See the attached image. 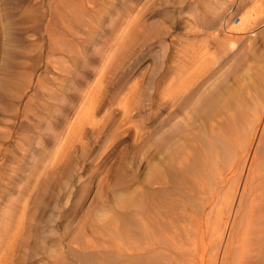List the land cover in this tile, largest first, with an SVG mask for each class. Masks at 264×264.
<instances>
[{"label": "rangeland", "instance_id": "rangeland-1", "mask_svg": "<svg viewBox=\"0 0 264 264\" xmlns=\"http://www.w3.org/2000/svg\"><path fill=\"white\" fill-rule=\"evenodd\" d=\"M87 1L0 0V264H264V0ZM258 96L255 179L210 210L203 140Z\"/></svg>", "mask_w": 264, "mask_h": 264}, {"label": "bare ground", "instance_id": "bare-ground-1", "mask_svg": "<svg viewBox=\"0 0 264 264\" xmlns=\"http://www.w3.org/2000/svg\"><path fill=\"white\" fill-rule=\"evenodd\" d=\"M18 1H26V0H18ZM66 1H71V0H63V2L67 5V3L68 2H66ZM72 1H76V0H72ZM87 0H85V5H86V3H88V1L86 2ZM58 2H59V0H58ZM63 2H59V3H63ZM78 3V2H77ZM69 4V3H68ZM81 4H84L83 2L81 3ZM90 4H92V3H90ZM76 5V4H75ZM73 6V5H69V6H67V7H65V10H63L64 11V13L66 14V12H69L70 13V15L69 16H72V14H76V13H74V9H72L71 7H74L75 9H78L77 8V6ZM77 5H79L78 7H81L82 8V5L80 6V4H77ZM40 6V5H39ZM36 7V6H35ZM58 7V6H57ZM87 7V6H86ZM43 8V7H42ZM60 8H61V6H60ZM64 8V7H63ZM63 8H61V9H63ZM60 9H58V11H59ZM79 10H81V9H79ZM83 10V9H82ZM88 10V9H87ZM57 12V11H56ZM61 12V11H60ZM79 12V11H78ZM83 12V11H82ZM63 13V14H64ZM79 13H81V11L79 12ZM64 14V16H66ZM78 14V13H77ZM58 15V14H57ZM68 15V14H67ZM86 15V14H85ZM63 16V15H62ZM63 16V17H64ZM74 16V15H73ZM80 15H78V18L80 19ZM74 17H72V19H73ZM76 19V18H75ZM74 19V20H75ZM71 20V19H70ZM60 21H61V19H60ZM68 21V20H67ZM82 21H86L85 19H83ZM50 22V21H49ZM62 22V21H61ZM83 23V22H82ZM84 24V23H83ZM59 25V24H58ZM80 24H78V26H79ZM70 25H68V29L70 28L69 27ZM49 27V26H48ZM74 27V26H73ZM47 29V28H46ZM68 29H66L67 31H70V30H68ZM71 29V28H70ZM75 29H77L76 27H75ZM48 30V29H47ZM50 30V29H49ZM72 30L74 31V29L72 28ZM71 30V31H72ZM56 31V30H55ZM72 31V32H73ZM49 33V32H48ZM50 33H53V32H50ZM60 34V33H59ZM58 33H57V36L56 35H54L55 37H58V39L57 40H59L58 41V43H60L61 42V39L59 38V37H61V35L60 36H58L59 35ZM47 35V34H46ZM64 35V34H63ZM62 35V36H63ZM44 36V35H43ZM48 37V38H47ZM53 34L49 37V36H46V39L48 40H53ZM54 37V38H55ZM66 37V36H65ZM61 38H63V37H61ZM238 38V37H237ZM234 39H236V38H234ZM234 39H232V40H234ZM43 40H45V38L43 39ZM55 40H56V38H55ZM57 40L55 41V42H57ZM62 40H64V39H62ZM49 41V42H50ZM48 42V41H47ZM48 42V43H49ZM53 42V43H52ZM51 43H52V45H53V48L52 47H50V45H51V43H50V45L48 44V46H47V48L45 49V50H48V52L47 53H45L44 51V53L42 52V54H43V56H45V58L47 59V61L46 62H51V63H53V65H54V63H55V65H58V64H60L63 60H61V57H56L57 55H55V51L54 50H52V49H54V46L55 45H57V46H59V44H55L54 43V40L52 41ZM63 42V41H62ZM42 45V44H41ZM43 45H45L44 43H43ZM57 46H55L56 48H57ZM41 46H39V48H40ZM46 47V46H45ZM43 48V47H42ZM40 50H44V48L43 49H40ZM54 51V52H53ZM40 56V55H39ZM63 59V58H62ZM45 62V64H47ZM64 64V63H63ZM58 66H60V65H58ZM62 66V65H61ZM59 68V67H58ZM261 69V68H260ZM262 70H263V68H262ZM260 75H264V74H260ZM31 79V78H30ZM30 79H29V82H30ZM40 80V79H39ZM40 81H42V79L40 80ZM8 82V81H7ZM35 82H37L36 80H35ZM40 83V82H39ZM259 84V83H258ZM7 85V84H6ZM10 85H12L11 84V82H10ZM8 86H9V84H8ZM14 86V85H13ZM36 87V89L38 88V86H35ZM44 87H46V86H44ZM6 88V87H5ZM42 88V87H41ZM10 89V88H9ZM45 89H47V88H45ZM261 89V88H260ZM4 90V89H3ZM11 90H13V89H11ZM6 91H8L7 89H6ZM24 91H25V89H24ZM24 91H22V93L24 92ZM41 91V90H40ZM259 91V90H258ZM35 92V91H34ZM38 92V91H37ZM9 93V92H8ZM7 93V94H8ZM4 94V93H3ZM20 94V93H19ZM24 94V93H23ZM240 94V93H239ZM33 95V94H32ZM92 95H95V94H92ZM219 95V94H218ZM260 95V94H259ZM264 94H262V96H263ZM0 96H4V95H0ZM23 95H21V97H22ZM228 96V95H227ZM255 96V95H254ZM27 97V96H26ZM219 97H220V95H219ZM218 96H217V98H219ZM261 96H258L257 97V99L254 101H252V104L251 103H242V102H240V103H238V104H236V108L235 109H233V114L230 116V118H231V122L226 126V128H224V132L222 133V134H219L218 132L217 133H213L212 132V134H211V131H210V137H205V139L203 140V145L205 144V149H206V154H204V156H205V158L204 157H202V158H204L205 160L208 158L209 160H207L208 162L207 163H205L206 161L205 160H203V159H201V161H204V166L202 167L203 169H200L201 170V172L199 171V168H197L198 169V171L200 172V173H202V179H203V181H205V182H203V184L204 185H206V186H203V187H206V188H204V193H203V195L205 194V197L203 196L202 198H204L203 200L204 201H206L205 202V204H207L208 203V205H210L209 206V208H210V210H212V203H217L218 204V202L219 203H223V199H221L222 200V202H221V200H219V198H220V194H222L223 192V189L226 187L227 188V191H230V194H231V191H233V194H232V198H234V196L236 195H238V196H240V195H242L243 193H245V191H246V188L248 187V185H250V183L251 182H249L252 178L250 177L251 176V173H250V171L251 170H253L251 167H252V165L254 166V164H256L255 162H256V160H258V158L260 157V155L262 154H264V150H262L261 148H259V149H261L262 150V152L263 153H260L259 155H258V158L256 157L257 155H255V153H258V152H255L254 153V155H252V157L249 159V161H248V151H250V150H248V143H249V141H250V139H249V137L248 136H251L250 135V133H248L252 128H253V125H254V121H256V120H254L255 119V116L257 115V112L259 111V109H257V105H256V103H258V101L261 99L260 98ZM29 98V97H28ZM260 98V99H259ZM220 99V98H219ZM227 99V98H226ZM31 96H30V98L28 99V105L27 106H29V105H31ZM212 100H214V99H212ZM222 100L224 101L225 99H223V97H222ZM264 100V99H263ZM263 100H262V102H263ZM208 101V100H207ZM214 101H218V102H220L221 101V99H220V101L218 100V99H216V100H214ZM243 101H244V99H243ZM26 102V103H27ZM212 102V101H211ZM217 102V103H218ZM224 102H226V100L224 101ZM259 102H261V100L259 101ZM25 103V102H24ZM26 103L24 104V105H26ZM87 103H89V105L90 106H94L95 105V97L93 96V98L90 100V101H87ZM215 104L214 105H216V102H214ZM229 102H227L226 104H228ZM208 104V103H207ZM220 104H221V106H222V104L223 103H221L220 102ZM235 104V103H234ZM224 105V104H223ZM27 106H23V107H26V108H24L23 109V111L25 112L24 113V115L21 117V116H19L20 118H22V120H20L19 122H17V126H21V127H23L24 126V123H26V122H24L25 120H23L24 119V117L27 115ZM34 106V105H33ZM33 106H31L30 108L31 109H33ZM207 106V105H206ZM211 106V105H210ZM220 106V105H219ZM36 107V106H35ZM216 107H218V106H216ZM29 108V109H30ZM263 108V107H262ZM17 109V108H16ZM28 109V110H29ZM195 109V108H194ZM193 109V110H194ZM216 109V108H215ZM230 109V108H229ZM36 110V109H35ZM196 111V110H195ZM203 111V110H202ZM229 111V110H228ZM228 111H226V112H228ZM232 111V110H231ZM214 112V111H213ZM200 113V112H199ZM202 113V112H201ZM231 113V112H230ZM32 114H33V112H32ZM35 114V113H34ZM18 115V114H17ZM29 115V114H28ZM28 115L26 116V118H28ZM250 115H252V116H254V119H252L253 121H249V120H251V119H249L248 120V116H250ZM203 116V115H202ZM210 116V115H209ZM226 116V115H225ZM262 116V115H261ZM15 117H17V116H15ZM208 117V116H207ZM259 117V116H258ZM257 117V118H258ZM25 118V119H26ZM219 118V117H218ZM29 119V118H28ZM82 119V118H81ZM80 119V122H79V128H82L83 126L82 125H84V123H85V121H84V119H82L81 120ZM220 119H222V118H220ZM27 120V119H26ZM212 121V120H211ZM210 121V122H211ZM15 121H13V123H11V125H9V128H8V130H7V132H6V137H11V131L13 130V128L15 127V123H14ZM258 122V121H257ZM192 123V122H191ZM217 123V122H216ZM219 123V122H218ZM224 123H226V122H224ZM223 124V123H222ZM211 125V124H210ZM213 125V124H212ZM212 125H211V127H212ZM226 125V124H225ZM215 126V125H214ZM191 127V126H190ZM216 127H217V124H216ZM23 128H25V127H23ZM192 128V127H191ZM205 128V127H204ZM208 128V127H207ZM220 128V127H219ZM261 128H264V127H261ZM186 129V128H185ZM187 129H189V128H187ZM210 129H213V128H210ZM184 130V129H183ZM219 129H217V131H218ZM221 130V129H220ZM249 130V131H248ZM258 130V129H257ZM260 130V129H259ZM262 131H263V129H261ZM261 130H260V132H261ZM15 131V130H14ZM191 132H192V129L190 130ZM187 132V131H186ZM216 132V131H215ZM250 132H252V131H250ZM207 133V132H206ZM186 134V133H185ZM195 134V133H194ZM204 134V133H203ZM216 134V135H215ZM262 134V133H261ZM187 135V134H186ZM208 135V136H209ZM255 135V134H254ZM258 134H256V136H257ZM1 136V135H0ZM264 136V135H263ZM184 137V136H183ZM190 137H191V133H190ZM261 137H262V135H261ZM260 136H259V138L260 139H258V140H264V139H262ZM7 139V138H6ZM170 139H172V138H170ZM254 139V138H253ZM252 139V140H253ZM174 140V139H173ZM172 140V141H173ZM202 140V139H201ZM171 141V142H172ZM182 141V140H181ZM166 142V141H165ZM168 142V141H167ZM177 142V141H176ZM175 142V143H176ZM253 142V141H252ZM251 142V143H252ZM256 142V141H255ZM254 142V143H255ZM264 142V141H263ZM173 143V142H172ZM178 143V142H177ZM257 143V146H258V142H256ZM165 145H167V144H165ZM252 145V144H251ZM260 145H263L264 146V144H260ZM260 145L258 146V147H260ZM170 146H173V145H170ZM256 146V149L258 148ZM263 146H261L263 149H264V147ZM168 147V146H167ZM203 147V146H202ZM173 149V148H172ZM176 149V148H175ZM252 149H254L253 147H252ZM177 150V149H176ZM175 150V151H176ZM201 151V150H200ZM259 152H261V151H259ZM2 153V152H1ZM253 152H251L250 154H252ZM3 154H4V152H3ZM3 154H2V156H3ZM198 154H200V153H198ZM198 154H196V156L198 155ZM201 154H202V152H201ZM207 156V157H206ZM4 157V156H3ZM176 157V156H175ZM193 157H195L194 155H193ZM199 157V156H198ZM250 157V156H249ZM212 158V160L210 161V159ZM194 159H196V158H194ZM264 159V156L262 157V159L260 160V161H262ZM192 160V162H193V158L191 159ZM259 161V163H260V165H261V163L263 164L264 163V161H262V162H260ZM191 162V163H192ZM249 164H248V163ZM194 163V162H193ZM198 163V162H197ZM203 163V162H202ZM202 163L200 164V166L202 165ZM244 163H247L246 164V167H247V165H248V167L246 168V170H245V177H244V179L242 180V183H240V181H239V183H237L236 182V184L234 185V183H233V185L234 186H232L231 185V180H233L235 177H236V175L238 176V175H240L241 174V172H240V169H242V168H245V165L244 166H242ZM197 165V164H196ZM199 165V164H198ZM259 164H257V166L255 165V167H259L260 166ZM264 165V164H263ZM262 165V166H263ZM192 166V165H191ZM194 166V165H193ZM199 166V167H200ZM188 168V167H187ZM186 169V168H185ZM192 169V168H191ZM259 169V168H258ZM257 169V170H258ZM264 169V168H263ZM185 171V170H184ZM184 171H181V172H184ZM196 171V170H195ZM179 172V171H178ZM177 172V173H178ZM238 172L240 173V174H238ZM185 173H187L186 171H185ZM184 173V174H185ZM260 173V172H259ZM189 174V173H188ZM194 174H197V173H195L194 172ZM181 175H182V173H181ZM181 175H179V177L181 176ZM192 175V174H191ZM242 175H243V172H242ZM175 176H177V174H175ZM241 176V175H240ZM179 177H177V178H179ZM197 177H198V175H197ZM190 178H191V176H190ZM200 178V177H199ZM237 178V177H236ZM264 178V177H263ZM180 179V178H179ZM184 179V178H183ZM189 179V178H188ZM193 180H194V178H192ZM197 179V178H196ZM201 179V180H202ZM238 179V178H237ZM240 179H242V178H240ZM248 179H250V180H248ZM253 179H255V178H253ZM252 179V180H253ZM259 179H261L260 178V176H259ZM200 180V181H201ZM239 180V179H238ZM186 181H187V183L188 182H190L191 180L189 179V180H187V178H186ZM197 181V180H196ZM195 180H194V182H196ZM234 181V180H233ZM257 181H259V180H257ZM261 181V180H260ZM262 181H263V179H262ZM261 181V182H262ZM193 182V181H192ZM191 182V183H192ZM193 182V183H194ZM178 183H182V182H178ZM199 183V182H198ZM258 183V182H257ZM228 184L229 185H231L230 186V188L228 187ZM261 184V183H260ZM263 185H264V182L262 183ZM261 184V185H262ZM180 185H182V184H180ZM191 185V184H190ZM193 185V184H192ZM197 186L196 187H200V185H201V183L198 185V184H196ZM258 185V184H257ZM262 185V186H263ZM189 186V185H188ZM195 186V185H194ZM262 186H259V189L262 191V190H264V188L262 189ZM261 187V188H260ZM201 188H202V186H201ZM258 188V187H257ZM197 189V188H196ZM226 190V189H225ZM224 190V191H225ZM198 191H200V190H198ZM198 191H197V193H198ZM201 192V191H200ZM199 192V193H200ZM206 192V193H205ZM220 192H222V193H220ZM249 192V191H248ZM250 192H251V190H250ZM254 192V191H253ZM261 194H262V192H260ZM196 194V193H195ZM225 194V193H224ZM224 194L222 195V196H224ZM235 194V195H234ZM248 196H249V193H246ZM246 194H244V195H246ZM254 194V193H253ZM253 194H251V196L253 195ZM225 196H227L224 200H225V202H226V204H227V202H229L230 201V199H229V201H228V198H229V196L228 195H225ZM224 196V197H225ZM231 196V195H230ZM255 196V195H254ZM257 196H258V194H257ZM262 196V195H261ZM190 197H192V196H190ZM211 197H213V198H211ZM219 197V198H218ZM215 198H217L219 201L217 202V200L215 199ZM238 198H241V196L240 197H238ZM247 198V197H246ZM245 197H244V200L246 199ZM259 198V197H258ZM126 199V198H125ZM192 199V198H191ZM253 199V198H252ZM129 200V199H128ZM194 200V199H193ZM197 200V199H196ZM214 200H216V201H214ZM232 200V199H231ZM242 199H240V200H238V202L240 201V202H242L241 201ZM263 200H264V197H263ZM198 201V200H197ZM200 201V200H199ZM214 201V202H213ZM253 201V200H252ZM254 201H255V199H254ZM261 201H262V197H261ZM194 202H195V200H194ZM193 202V203H194ZM224 202V203H225ZM240 202L238 203V206H239V204H240ZM256 202V201H255ZM264 202V201H263ZM233 203H235V201L233 202ZM237 203V202H236ZM252 203V202H251ZM261 202H259V204H260ZM215 204L214 206L215 207H217L218 208V206H220V204ZM229 204V203H228ZM249 204V203H248ZM248 204H247V206H248ZM254 204V203H253ZM257 204V203H256ZM264 204V203H263ZM217 205V206H216ZM230 205H231V207H232V203H231V201H230ZM241 206V205H240ZM239 206V207H240ZM205 207V206H204ZM243 207V206H242ZM246 207V206H245ZM257 205H256V210L254 211V209H252L254 212H258V211H262L263 209H261V206L259 205V207L260 208H258V211H257ZM197 208V207H196ZM199 208V207H198ZM247 208V207H246ZM246 208H244L245 210H246ZM201 209V208H200ZM213 209H214V207H213ZM228 209H230V208H228ZM260 209V210H259ZM215 210V209H214ZM231 210V209H230ZM234 210V209H233ZM243 211V210H242ZM247 211V210H246ZM253 211L251 212L252 214H253ZM208 212H209V210H208ZM212 212V211H211ZM230 212V211H229ZM236 212H238V210L236 211ZM249 212V215H251V213ZM207 213V212H206ZM231 213V212H230ZM229 213V214H230ZM234 213H235V211H234ZM259 213V212H258ZM258 213H254L253 214V216H254V218H255V220L253 221V219L251 220V221H253V222H255V221H257L258 222V220H256L258 217L257 216H259V214ZM228 214V215H229ZM262 213L260 212V215H261ZM233 215V214H232ZM240 215V214H239ZM257 215V216H256ZM230 216V215H229ZM235 216V215H234ZM127 217V216H126ZM241 217H243V216H241ZM257 217V218H256ZM261 218H263L262 216H260ZM207 218V217H206ZM205 218V219H206ZM134 219V218H133ZM133 219H131V217H129V218H127V220H128V224L129 225H133ZM219 219H220V221L223 223L222 225H225V224H227L228 223V216L227 217H225V216H220L219 217ZM207 221V220H206ZM137 222V221H136ZM230 223H233V222H230ZM248 223H251L250 222V220L248 221ZM136 223H134V225H135ZM226 226V225H225ZM224 226V227H225ZM232 226V225H231ZM129 227V226H128ZM130 228V227H129ZM128 228V229H129ZM208 229H209V227H208ZM90 261V260H89ZM97 262V261H96ZM93 263V262H92ZM94 264V263H93ZM97 264H98V262H97Z\"/></svg>", "mask_w": 264, "mask_h": 264}]
</instances>
